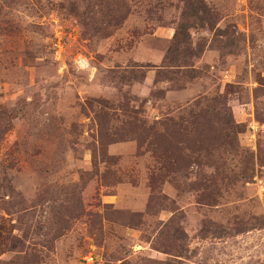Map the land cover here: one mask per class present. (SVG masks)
I'll use <instances>...</instances> for the list:
<instances>
[{
    "label": "rangeland",
    "instance_id": "obj_1",
    "mask_svg": "<svg viewBox=\"0 0 264 264\" xmlns=\"http://www.w3.org/2000/svg\"><path fill=\"white\" fill-rule=\"evenodd\" d=\"M0 264H264V0H0Z\"/></svg>",
    "mask_w": 264,
    "mask_h": 264
}]
</instances>
